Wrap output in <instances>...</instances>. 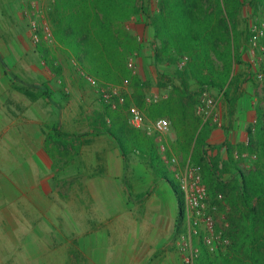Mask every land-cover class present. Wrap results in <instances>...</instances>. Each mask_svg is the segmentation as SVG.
<instances>
[{
	"label": "rangeland",
	"instance_id": "obj_1",
	"mask_svg": "<svg viewBox=\"0 0 264 264\" xmlns=\"http://www.w3.org/2000/svg\"><path fill=\"white\" fill-rule=\"evenodd\" d=\"M39 1L42 6L34 15L38 18L39 26L44 33V38L40 42L33 39L31 19H0V49L8 64V68L4 69V65L0 63L2 69L0 73V164L2 167L5 164L9 165L11 155L14 159L15 157L18 159L26 154L19 151L8 152L3 140L9 138L15 147H19L21 129L35 134L37 124H41L37 116L27 115L28 112H33L34 115L39 112L41 114L39 117L43 116L41 109L44 104L41 102L42 93L36 85L37 82H47L51 86L52 82L60 85L71 81L81 83L84 88L80 86L73 89V92H68L60 86L59 89L64 95L55 102L56 104L49 103L54 107V115L59 109L57 124L63 131L88 133L95 126L103 127L113 122L123 124L126 133L138 139L143 145L140 149L134 141L129 142L130 153H138L151 161L150 152L155 148L157 158L160 160L159 168L177 180L179 186V175L184 172L189 163L198 167L204 177L209 158H204V145L200 143L203 139L212 146L210 147L211 157L214 156V159L227 160L229 150L232 149L237 165L246 168L256 166L264 173L262 143V139L264 140V80H259L257 77L259 71H264V53L253 49L251 45L253 29L257 27L264 31V0H237L235 6L231 4L233 21H236L239 31L238 42H233L230 29L224 22V14L221 15L222 22H217L212 30L216 47L211 49V60L216 69H223L225 59L233 51L237 56L242 57L233 64L232 83L227 88L230 90L231 102H228L224 89L209 86L203 89L199 85L189 69L190 59L184 67L179 68L176 67L177 62L172 64L164 57L156 58L157 53H160L158 49L161 42L156 37L157 31L153 25V19L161 13L165 0H138L139 7H145L148 12H138L125 21H114L113 28L122 40L129 35L137 42L136 51L129 54L127 64L129 57L136 53V67L132 69L128 66L132 73L139 77L141 84H132L128 81L116 83L100 80L95 76L100 85L121 86L120 103L116 109L108 107L100 100L98 87L89 83L85 76V73H89L86 61H81L72 49L74 42L81 43L84 39L83 32L74 31L75 27L79 28L78 19H64L67 31L65 37L68 40L66 43L62 42L56 34L57 25L52 17L55 0ZM196 3L198 15L203 16L210 7V0H196ZM47 31L52 32L51 38L45 37ZM261 43L264 44V35ZM204 71L205 74L208 73V70ZM13 74L17 75L18 79L15 83L21 89L13 88ZM180 75L187 79L188 88L185 89ZM205 92L218 101L217 110L223 116L224 122L229 118L232 121L231 125H235L237 121L243 119L244 113L249 116V119L244 117L242 128L236 127L238 132L234 140L228 137L223 140L213 138V131L218 127L213 114L202 115L197 111V104ZM155 93L168 94L172 97L174 118L170 117L172 130L169 133L149 136L143 129L132 125L130 118L132 109L138 107L149 119H156L147 110L152 107L150 103L154 101L152 95ZM142 104L145 106L144 109L141 107ZM181 107L187 118L183 119L184 116L180 113ZM49 113L51 114L50 110ZM236 113L240 116H237L236 123L233 124V114L235 116ZM205 123L208 125L206 131L203 129ZM259 123H261V135L258 133ZM118 129L121 130V128ZM72 143L73 141H69L68 138L64 141L52 140L48 143L53 153L52 159L59 160L61 167L64 165L63 162L68 161L69 155L73 157L75 154L73 150L68 152V146ZM36 154L38 153L33 155ZM173 157H176V162L172 161ZM236 178H239V172L236 168H231L226 172L224 181L212 191L203 181L206 188L204 209L213 217V229L209 227L206 219L195 226L187 216L182 215L178 235L179 250L184 241L199 247L198 264L206 259V255L201 253L204 245L209 249L211 259L214 260L221 255H228L231 251L233 219L239 217L244 209L240 198H236L237 192L234 190ZM49 199L51 200V197ZM183 201L182 210L185 212L187 205L184 192ZM46 208L50 211L48 207ZM1 220L0 217V264H30L24 262L21 254L23 249L18 244L14 248L3 245L6 243L4 224ZM12 226L16 228L14 235L18 239L21 235L19 225L12 222ZM205 235H213L216 243L215 250L209 248L204 239ZM46 251L50 252L52 249L48 248Z\"/></svg>",
	"mask_w": 264,
	"mask_h": 264
},
{
	"label": "crops",
	"instance_id": "obj_2",
	"mask_svg": "<svg viewBox=\"0 0 264 264\" xmlns=\"http://www.w3.org/2000/svg\"><path fill=\"white\" fill-rule=\"evenodd\" d=\"M41 6L39 0H0V19H30ZM50 84H36L41 93H50V99L42 95L43 116L27 113L41 121L35 134L21 129L19 147L9 138L3 140L8 152L26 153L18 159L11 155L9 165L0 164L3 245L18 244L24 262L30 264H186L179 250L178 195L169 178L157 173L147 158L134 152L125 157L110 133L80 132L67 137L73 141L68 146L73 157L69 155L62 167L52 159L47 138L59 126V109L54 115L49 103L64 95L60 86L73 92L84 85ZM238 115L233 114V124ZM244 117L235 125L222 118L223 126L215 128L213 138L234 140ZM12 222L19 225L18 239Z\"/></svg>",
	"mask_w": 264,
	"mask_h": 264
},
{
	"label": "trees",
	"instance_id": "obj_3",
	"mask_svg": "<svg viewBox=\"0 0 264 264\" xmlns=\"http://www.w3.org/2000/svg\"><path fill=\"white\" fill-rule=\"evenodd\" d=\"M236 2L237 0H210L208 11L203 16H199L196 0H165L161 13L153 19V25L157 31L156 37L161 42L158 49L160 53H157L156 58L164 57L174 64L180 58L188 56L191 60L189 69L199 85L203 89L205 86L224 89L228 102H231L230 90L227 88L232 83L233 64L236 60H241L242 57L241 55L237 56L236 52L233 51L225 59L223 69H216L211 60V49L216 47L212 30L217 22H222L221 15L224 14V22L230 29L233 42L240 40L236 21H233L234 14L231 11V4L235 6ZM142 11L148 12L145 7H139L138 0H55L52 17L57 25L56 34L60 41L65 43L68 39L65 37L67 31L64 19H78L79 28L75 27L74 31L83 32L84 39L81 40V43L74 42L72 49L81 61H86L88 72L91 75L100 80L116 83L128 81L132 84H141L139 77L132 73L127 64L129 54L136 51L137 42L131 39L132 37L129 35L125 40H122L116 34L113 22L125 21ZM0 63L8 67L1 51ZM204 70H208V73L205 74ZM181 75V82L186 89L188 88V81ZM12 76L14 87L21 89L15 83L18 79L17 75L13 74ZM42 95L50 99L48 91H44ZM143 95L145 94L143 93ZM172 101L170 95L154 100L150 103L152 107L147 110L155 118L160 116H167L169 119L170 117L174 118ZM141 107L144 109V104ZM180 113L184 116L183 119L187 118V115H184L183 107H181ZM258 127V133L261 135V123ZM123 128V124L113 122L111 125L105 124L103 127L95 126L88 133L106 132L112 134L120 144L124 156L127 157L130 152L129 142L134 141L140 149L143 145L138 139L130 137ZM207 128L208 125L205 123L203 129L206 131ZM81 134L64 132L59 126H55L48 135L47 143L52 140L64 141L69 136H80ZM154 139L151 141L152 143ZM200 143L204 145V158H209L203 181L209 185L212 191L224 181L227 171L236 168L239 172V178L234 179V190L237 192L236 198H240L244 206L241 215L233 219L234 227L231 229L233 241L230 253L221 255L214 260L211 259L210 251L204 245L201 253L206 255V259L201 260V264H264L263 171L256 166L246 168L237 165L232 149L229 150L227 160L214 159V156L211 157L210 147L212 146L206 143L204 139ZM262 143L264 145L263 139ZM150 155L152 157L150 163L155 171L169 178L171 186L178 195L179 206L182 210L184 205L183 191L178 181L159 168L160 160L157 158L155 148L151 150Z\"/></svg>",
	"mask_w": 264,
	"mask_h": 264
},
{
	"label": "built area",
	"instance_id": "obj_4",
	"mask_svg": "<svg viewBox=\"0 0 264 264\" xmlns=\"http://www.w3.org/2000/svg\"><path fill=\"white\" fill-rule=\"evenodd\" d=\"M35 14V13H34ZM30 17L31 29L33 34V39L36 42H40L44 38V33L41 30L38 22V18L35 15ZM52 32L47 31L45 37L51 38ZM264 35V31L255 27L253 29V35L251 37V45L253 49H258L260 52L264 53V44L261 43V38ZM136 53L129 57L128 65L134 69L136 67L135 63ZM189 60L188 56L180 58L176 67L182 68L186 65ZM85 76L89 83L95 85L99 89L100 100L110 108L116 109L119 107V98L121 96V86L119 85H100L97 78L89 73H85ZM259 80H264V71H259L257 73ZM170 88V87H169ZM169 88L167 92L169 93ZM153 100H159L164 97H168V94L159 95L155 93L152 95ZM218 101L210 96L208 93H204L200 101L197 104V111L199 114H213L214 121L218 126H223L222 116L217 110ZM130 121L132 125L143 129L147 135L155 136L156 134L169 133L172 130V123L169 117L160 116L154 120L149 119L138 107L132 109V114ZM173 162H176V157L172 158ZM178 176V173H177ZM180 177V188L183 190L186 196V211L182 210V215L187 216L193 224L200 225L203 219L209 224V227L213 229V217L208 215L204 209V197L206 194V188L203 184V177L199 171L198 167L187 165V168L183 173L179 175ZM205 241L211 250L216 249V243L213 235H205ZM181 255L183 261L186 264H197V257L199 253V247H194L191 242L184 241L180 246Z\"/></svg>",
	"mask_w": 264,
	"mask_h": 264
}]
</instances>
